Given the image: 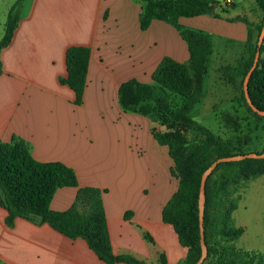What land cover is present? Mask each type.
<instances>
[{
    "label": "crops",
    "instance_id": "obj_1",
    "mask_svg": "<svg viewBox=\"0 0 264 264\" xmlns=\"http://www.w3.org/2000/svg\"><path fill=\"white\" fill-rule=\"evenodd\" d=\"M227 2L243 12L226 17H243L251 25L217 18L216 12L182 18L180 23L245 45L249 29L256 30L263 13L255 0ZM21 10L13 39L1 53L0 143L19 138L35 160L61 162L74 169L79 188L106 190L102 198L115 255L159 264L165 254L168 264L181 263L186 249L162 218L178 188L169 148L152 135L148 116L123 111L118 89L130 79L151 82L164 56L188 61L186 42L162 21L141 30L140 0H31L23 2ZM157 44L163 45L162 53L154 51ZM71 46L91 48L81 105L75 104L70 87L60 82L67 77L66 51ZM140 128L149 136L142 142ZM156 163L162 167L156 169ZM259 189L263 193L254 192ZM77 193L74 187L59 189L51 209L69 210ZM243 194V206L233 215L235 221L243 208L244 221L235 225L246 229L240 241L248 239L240 245L263 252L264 175ZM127 212L133 215L126 218ZM7 215L0 207V264H106L82 238L71 240L39 217L17 218L10 227Z\"/></svg>",
    "mask_w": 264,
    "mask_h": 264
},
{
    "label": "trees",
    "instance_id": "obj_2",
    "mask_svg": "<svg viewBox=\"0 0 264 264\" xmlns=\"http://www.w3.org/2000/svg\"><path fill=\"white\" fill-rule=\"evenodd\" d=\"M24 0H17L9 12L5 34L0 41V76L3 73L2 50L13 39L20 21V10ZM140 28L145 31L156 20L171 25L186 42L189 60L180 62L165 56L151 75L152 82L144 83L137 79L123 82L118 89L119 103L123 111L143 116L161 114L163 121L175 119L188 139L180 131H157L152 129L156 141L167 146L173 161L172 175L178 181V188L162 211L166 224L173 227L180 245L186 249V256L179 264H196L202 256L201 230L199 218L200 185L204 172L220 158L244 155L251 139H228L213 133L192 118V112L203 96V84L212 54V38L201 30L185 27L182 18H194L216 12L217 0H140ZM263 13L262 21L256 26L257 42H252L253 32L249 29L245 44L249 57L236 67L221 69L227 80L233 85L240 79L241 94L250 113L263 118L248 104L244 82L254 63L257 44L264 23V0H255ZM226 13H215V17L230 22L243 21V17L228 18ZM264 43L261 46V56ZM251 75L248 83V95L255 107L264 110V57ZM91 58V48L71 46L66 51L67 77L60 82L75 93V104L81 105L87 86V75ZM181 100L180 106L175 101ZM264 152V148L261 152ZM264 175L263 159H245L242 161L221 163L209 176L205 194V241L208 256L203 264H264V251H244L234 246L216 244L211 249L209 229V209L218 201L219 196L226 197V206L221 215L222 229L218 237L225 242L241 238L246 229L236 227L234 212L238 209L242 197L232 199L240 180L254 181ZM78 188L73 206L66 211H54L51 202L59 189ZM106 190L98 188H79L78 177L74 169L61 162H39L32 156L25 141L14 137L11 142L0 143V207L7 210L6 224L13 226L17 218L33 219L39 217L43 224L71 240L84 239L89 248L106 264H148L130 255H115L108 229L107 215L102 195ZM133 215L126 213V218ZM150 239L148 235H145ZM215 258L213 260L212 258ZM159 264H168L165 254L159 258Z\"/></svg>",
    "mask_w": 264,
    "mask_h": 264
},
{
    "label": "rangeland",
    "instance_id": "obj_3",
    "mask_svg": "<svg viewBox=\"0 0 264 264\" xmlns=\"http://www.w3.org/2000/svg\"><path fill=\"white\" fill-rule=\"evenodd\" d=\"M25 1L28 4L31 0H24V2ZM16 2L17 0H0V41L5 34L9 12ZM217 2H219L216 10L217 13L224 15V13L234 14L240 12V8L231 7L228 5L231 3H226V0H217ZM21 13L22 10H20V15ZM257 37V31L254 30L252 36V42L254 44L257 42ZM211 38L213 50L209 58L208 70L204 79L202 89L203 96L201 102L194 108L192 118L225 140L237 138L245 139L249 137L251 139L250 144L245 147L244 151L261 152L264 148V117L256 118L248 110L242 99L240 79L237 85H233L221 71L224 67L238 66L241 61L249 57L248 50H246L245 45L239 40L230 39L218 33L213 34ZM154 51L157 54L162 53L163 45L157 44V47L154 46ZM261 57H264V53ZM148 82L149 81H146L144 83ZM181 102V100H177L175 101L176 105L173 106H180L182 105ZM148 118L152 120L153 128H156L157 131H180L188 139L193 137L190 132H185L180 122L175 119L163 121L161 114H153L148 116ZM144 129L145 128H140L141 142L149 138L147 131ZM154 165L156 169L162 167V165L158 163ZM142 173H148V171L144 170ZM252 182L251 180H240L235 188L236 191L232 195V199L242 197V195H244L243 193L246 192L249 184ZM254 192L263 193V190L259 189ZM217 196H219L218 201L209 209L211 249H215V245L218 243L222 244V246H234L236 249L249 251L240 245V242L241 244L247 242V237H244L241 241L239 238L233 242H225L218 237L222 229V222L220 219L224 211L223 209L226 206V197L220 196V194H217ZM242 199L239 201V205L243 206ZM257 206L259 205L257 204ZM243 212L242 208L238 215H236L235 223L244 221L242 218ZM212 259L215 260L214 257Z\"/></svg>",
    "mask_w": 264,
    "mask_h": 264
},
{
    "label": "water",
    "instance_id": "obj_4",
    "mask_svg": "<svg viewBox=\"0 0 264 264\" xmlns=\"http://www.w3.org/2000/svg\"><path fill=\"white\" fill-rule=\"evenodd\" d=\"M215 12H212L211 15H214ZM264 43V23L262 30L260 32L259 38H258V44H257V52L255 55L254 63L245 79L244 82V88H245V95L248 101V104L250 107L258 113L260 116L264 117V110H260L257 107L254 106L252 103L251 99L249 98L248 95V83L251 75L255 71V69L258 66V62L261 56V46ZM264 158V152L262 153H256V152H251L248 154L244 155H237V156H232V157H226V158H220L213 162L211 166L204 172L201 180V185H200V196H199V218H200V230H201V245H202V256L201 258L196 262V264H203L208 256V247L205 241V227H204V216H205V194H206V183L209 178V176L213 173V171L218 167L219 164L221 163H226V162H235V161H242L245 159H263Z\"/></svg>",
    "mask_w": 264,
    "mask_h": 264
}]
</instances>
